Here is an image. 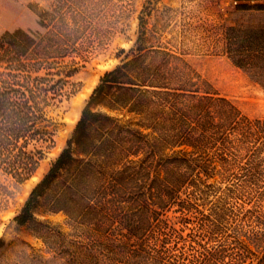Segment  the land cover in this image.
<instances>
[{
  "label": "rangeland",
  "instance_id": "374dc122",
  "mask_svg": "<svg viewBox=\"0 0 264 264\" xmlns=\"http://www.w3.org/2000/svg\"><path fill=\"white\" fill-rule=\"evenodd\" d=\"M12 1L45 11L48 31L31 58L48 51L51 57L74 62L78 72L71 81L79 90L55 110L61 123L55 146L37 173L19 183L0 169V239L5 241L0 264H109L107 247L117 241L136 242L134 235L145 233L149 182L179 171L163 163L164 157L180 149L173 96H164V104L149 106L126 104L125 98V106L113 111L105 106L108 100L94 103L95 111L117 116L125 128L156 135L157 141L151 138L156 152L151 153L146 139L127 129L101 133L96 143L102 139L103 144L92 154L76 155L81 164L87 163L81 175L75 178V171H63L39 199L34 221L18 226L14 217L66 148L104 74L139 55L144 76L134 75L136 84L153 83L172 92L199 87L226 98L242 118L264 119V78L252 66H235L226 41L229 27H264V11L237 9L235 0ZM188 69L195 75L192 87L186 85ZM150 110L159 120H151ZM233 156L208 180L213 187L208 193L190 189L195 207L191 219L179 225L184 234L199 233L200 212L208 213L210 204L221 198L225 218L210 243L226 245V260L237 253L239 243L234 238L256 253L264 247V175L253 188L243 186L244 155ZM188 188L179 197L184 198ZM167 215L175 212L167 211ZM181 247L172 244L168 256L178 255ZM247 257L238 264L256 260L253 255Z\"/></svg>",
  "mask_w": 264,
  "mask_h": 264
},
{
  "label": "trees",
  "instance_id": "16d2710c",
  "mask_svg": "<svg viewBox=\"0 0 264 264\" xmlns=\"http://www.w3.org/2000/svg\"><path fill=\"white\" fill-rule=\"evenodd\" d=\"M235 2L237 9L264 11V0ZM45 14L33 7H20L12 0H0V169L19 183L37 173L55 146V133L61 125L55 110L79 90L78 84L71 81L78 72L74 62L51 57L48 51L40 58H31L33 49L41 44L48 31ZM226 41L228 56L235 66H252L254 73L264 78V27H229ZM142 57L127 60L104 74L66 148L31 190L14 222L25 226L35 220L34 209L39 199L63 171H75V178L81 175L87 163L81 164L76 155L92 154L98 144H103L102 139L96 143L101 133L127 129L146 139L151 153L156 152L151 145V138L157 141L156 135L125 128L117 116L95 111L94 103L108 100L105 106L113 111L125 103L164 104V96H173L180 149L164 157L163 163L177 167V176L149 182L145 233L142 237L134 235L136 242L111 244L106 248V261L109 259V264H238L253 255L256 260L249 264H264V247L256 253L243 240L234 238L239 243L237 253L226 260L229 258L226 245L210 243L211 235L225 218L221 198L210 204L208 213L200 212L199 233L184 234L179 227L191 219L195 207L190 189L208 193L213 189L208 180L220 172L224 164H229L233 155H244L240 167L243 186L253 188L264 175V119L242 118L226 98L199 87L172 92L153 83L136 84L133 76H144ZM188 74L186 85L195 86L192 85L194 73L188 69ZM149 112L151 120H159L151 110ZM185 186L189 190L184 198L179 197ZM200 199L206 200L205 197ZM167 211L175 215L169 217ZM172 244L182 247L178 255L169 257ZM4 245L5 241L0 239V249Z\"/></svg>",
  "mask_w": 264,
  "mask_h": 264
}]
</instances>
